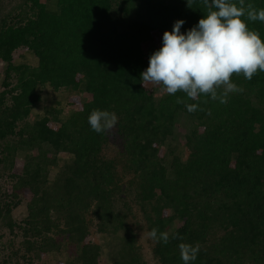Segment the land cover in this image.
<instances>
[{
  "label": "trees",
  "instance_id": "1",
  "mask_svg": "<svg viewBox=\"0 0 264 264\" xmlns=\"http://www.w3.org/2000/svg\"><path fill=\"white\" fill-rule=\"evenodd\" d=\"M32 9L35 18L26 24L0 29L6 78L17 74V86L0 95V139L13 165L18 155L32 154L30 163L63 153L69 158L55 183L27 168L22 186L33 198L26 234L40 237L60 230L62 222L68 244L78 246L87 237L92 208L113 233L121 230L115 229L123 221L115 193L93 178L89 160L106 141L103 123L113 120L142 180L137 196L159 237L157 255L168 264H220L219 255L238 264H264V0H32ZM154 33L172 45L169 61L172 53L184 52V62L204 79H177L160 99L150 94L143 86L148 65L143 44ZM21 48L32 52L36 65L14 64ZM48 86L93 93V99L63 120L47 107L29 123ZM14 92L13 104L3 108ZM179 117L204 128L189 129L191 157L184 168L180 158L169 162L154 147L173 134ZM103 179L107 187L117 186L113 177ZM157 190L163 205L155 202ZM166 202L181 227L173 226L174 217L161 216ZM4 206L0 203V219L10 211ZM149 206L155 215L147 214ZM214 224L226 230L218 240ZM50 241L44 238V245L58 252L59 243ZM23 245L30 255L44 251L39 242ZM93 259L82 256L77 262L95 264ZM126 264L137 263L132 258Z\"/></svg>",
  "mask_w": 264,
  "mask_h": 264
},
{
  "label": "rangeland",
  "instance_id": "2",
  "mask_svg": "<svg viewBox=\"0 0 264 264\" xmlns=\"http://www.w3.org/2000/svg\"><path fill=\"white\" fill-rule=\"evenodd\" d=\"M41 1L45 2L46 0ZM29 18H35L32 0H0V29L5 25L8 26L17 22L26 24ZM154 34L151 42L143 44V54L148 62L142 75L143 86L150 94L160 99L171 92L172 85L177 79L186 78L194 81L204 79L201 73L196 72V68L184 62L186 58L184 52L172 53L171 61H169L167 58L168 48L172 45H169L165 39L156 33ZM13 61L16 66L21 63H28L32 66L37 64L34 55L27 48L15 51ZM7 68L8 63L0 60V95L17 86V74L13 73L10 80L7 79ZM80 79V77L77 78V80ZM5 82H8L10 87H7ZM16 94L14 92V94L6 95V103L3 108L13 104L12 96ZM39 96H41V101L38 107L34 109L31 118L28 119L29 123L35 121L36 113L44 114L47 107L53 109V112L60 115V119L63 120L73 110L83 109L86 103L93 99V93L81 92L72 88H62L56 91L51 86L43 89ZM197 96L198 93L194 95L195 98ZM112 118L114 117L112 116ZM103 124H106V141L102 144L101 151L92 153L89 160L93 168V178L102 182L104 187L113 190L112 192L115 193L114 205L117 212H121V219L123 220L121 225L115 229L120 228L121 230L113 233L114 227L106 225L103 220L94 216V208H92L87 214L89 222L87 237L78 246L68 244L65 237L67 227L62 222L60 230L53 228L40 237H33V231L26 234L25 228H29L26 223L29 216L28 206L33 198L29 188L22 186L27 168L38 170L43 180L55 183V179L60 178L63 173L60 166L69 158V155L63 153L58 156L59 159L51 155V158H45L44 162L38 159L31 162L33 165L28 161V159L30 160L29 157H34L32 154H28L27 159L18 155L13 165V162L12 164L7 162L6 144L0 139V203L5 205L4 210H10L7 215L4 213L6 215L4 219H0V264H89L81 260L77 262V259L82 256H88V258L92 256L95 264H126L132 258L137 264H168L166 260L157 255L160 246L159 237L149 227L146 212L143 205L138 201L137 193L141 191L139 184L142 180L139 178V174L134 171L135 166L131 156L124 151L123 139L118 134L116 123L110 120ZM22 125L24 122L19 123L18 130ZM50 125L60 129V123L57 121L50 122ZM190 128H198L201 132L204 131L203 127L198 126L197 120L191 121L179 117L173 125V134L167 138L166 142L154 145L159 151V157L165 158L169 162L178 157L181 160L179 162L181 168H184L191 157V153L186 148L187 134ZM56 161L58 163H55ZM232 167H234V162ZM170 171L169 163L166 170L167 177H170ZM106 175L113 177L117 186L107 187L103 179ZM155 194V197H158L162 195V192L157 190ZM161 200L164 199L159 196L155 202ZM166 204L167 202L161 216L163 218L174 217L173 226L181 227L183 221L178 219L179 216L175 217L173 208L166 207ZM161 205H163L162 201ZM150 209L149 206L146 210L148 211L147 214L155 215ZM214 228L218 240L225 234L226 230L215 224ZM44 238L45 242H51V239L55 240L56 243H59L60 250L58 252L51 251V246L44 245ZM26 240L39 242L44 251H41L40 255L37 256L33 253L32 255L28 254L23 245ZM85 246L90 247L89 251L80 252ZM217 257L216 263L238 264L234 259H227L222 255ZM69 258L76 259V261L72 263ZM125 258H130V260L125 261ZM205 261L207 262L206 259ZM244 264H247L246 260H244Z\"/></svg>",
  "mask_w": 264,
  "mask_h": 264
}]
</instances>
